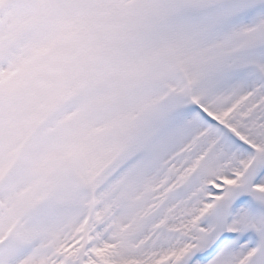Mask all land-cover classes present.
<instances>
[{
	"label": "snow or ice",
	"instance_id": "6c2138e0",
	"mask_svg": "<svg viewBox=\"0 0 264 264\" xmlns=\"http://www.w3.org/2000/svg\"><path fill=\"white\" fill-rule=\"evenodd\" d=\"M0 264H264V0H0Z\"/></svg>",
	"mask_w": 264,
	"mask_h": 264
}]
</instances>
